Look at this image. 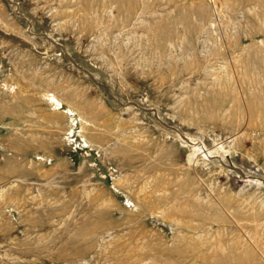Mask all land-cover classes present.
Instances as JSON below:
<instances>
[{
  "label": "rangeland",
  "instance_id": "obj_1",
  "mask_svg": "<svg viewBox=\"0 0 264 264\" xmlns=\"http://www.w3.org/2000/svg\"><path fill=\"white\" fill-rule=\"evenodd\" d=\"M0 264H264V0H0Z\"/></svg>",
  "mask_w": 264,
  "mask_h": 264
},
{
  "label": "bare ground",
  "instance_id": "obj_2",
  "mask_svg": "<svg viewBox=\"0 0 264 264\" xmlns=\"http://www.w3.org/2000/svg\"><path fill=\"white\" fill-rule=\"evenodd\" d=\"M189 140V139H188Z\"/></svg>",
  "mask_w": 264,
  "mask_h": 264
}]
</instances>
